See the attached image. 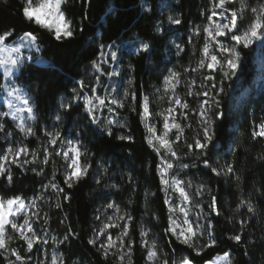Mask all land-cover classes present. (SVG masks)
Masks as SVG:
<instances>
[{
  "label": "trees",
  "instance_id": "1",
  "mask_svg": "<svg viewBox=\"0 0 264 264\" xmlns=\"http://www.w3.org/2000/svg\"><path fill=\"white\" fill-rule=\"evenodd\" d=\"M245 3L255 7L264 4V0H232L225 7L239 10ZM162 4L167 7L161 8ZM23 6L24 0H0V33L12 31L14 35L9 41L25 31H32L38 37L40 51L32 52L42 62L26 60L16 74L17 82L34 101L36 134L25 137L11 118H0L5 124V131L0 132V155L12 142L29 150L22 154V162H18L22 166L9 162L11 182L7 172L0 175V197L36 199L33 212L39 215L34 216L35 224L40 231L60 241L58 248L63 264H120L115 255L105 257L100 249V242L105 241L106 236L99 237L95 245L88 243L95 237L96 230L109 222V217L115 222L114 210L107 208L109 203L119 205L121 214L132 217L129 235L135 243L131 264H152L141 246L140 232L145 229L149 230V239L156 241L157 264H163L164 260L168 264H179L185 256L193 264H206L227 252L232 264H264V138L252 137V132L264 122V70L257 68L253 47L236 45L240 64L234 76L225 78L219 68L191 71L201 57L206 35L202 29L208 23L213 0H65L62 11L72 22L75 35L61 41L48 30L25 20ZM148 8L151 11H147ZM225 14L230 16V12ZM168 16L179 18L181 23H171ZM251 19V12L246 10L238 19V30H243ZM198 28L201 29L199 35L196 34ZM223 40L230 46L235 44L230 34ZM142 41L152 45L148 52L141 50ZM101 44L113 45V51L117 52L115 61L107 55L108 48H100ZM226 56L225 53L219 58ZM173 71L181 74L177 92L197 110L181 121L182 136L173 145L179 158L166 156L173 163L170 174L191 182V187L186 188L191 202L186 207L191 217L194 210L200 211L199 224L203 226L197 246L208 241V231L204 229H209L217 242L199 255L166 231L171 212L165 200L178 205L182 198L178 192L164 190L157 167L164 151L157 153L149 146L146 137L150 133L140 115L143 96H147L153 114L149 122L159 132L163 116L156 114L164 113L168 105L164 79ZM207 75H212L214 80L205 81ZM193 80L195 84L189 88ZM221 80L224 91L217 96L211 84L219 85ZM2 82L0 70V85ZM202 83H207L211 89L208 120L214 122L211 129L214 139L206 157L195 147L191 150L187 147L188 144L194 146L195 139L203 135L199 117L201 105L196 94L205 90ZM105 91L124 100V106H116L112 111L97 108L94 123L84 100L75 97H95ZM126 91L129 96L124 99ZM132 93L135 101L131 99ZM215 100L220 102L218 108ZM62 104H71V107L64 108ZM217 113L222 115L217 117ZM109 121L116 123L110 125ZM109 127L110 136L106 131ZM47 128L60 131V140L55 146L49 143ZM7 132L11 135H6ZM68 136L80 143L81 150L86 152L81 163L89 165L87 173L71 187L64 182L65 160L56 155ZM120 136L132 139L121 140ZM45 155L47 164L43 163ZM204 158L210 159L212 167L218 169L231 164L234 172L216 175L204 166ZM53 183L63 192L53 189ZM200 185H204L202 190ZM213 197L216 211L210 208ZM242 201L247 203L242 204ZM248 203L254 212L248 211ZM241 221H244L243 227ZM118 223L123 225L124 221ZM237 233L241 234L239 243L229 239ZM7 234L11 237L9 249L19 252L25 264L37 260L40 248L27 251L25 241L10 226ZM107 234L117 240L120 228H109ZM124 251L127 252V248ZM5 256L15 260L10 253H4L0 255V264H8ZM124 264H129L127 257Z\"/></svg>",
  "mask_w": 264,
  "mask_h": 264
},
{
  "label": "snow or ice",
  "instance_id": "2",
  "mask_svg": "<svg viewBox=\"0 0 264 264\" xmlns=\"http://www.w3.org/2000/svg\"><path fill=\"white\" fill-rule=\"evenodd\" d=\"M90 2V0H89ZM65 3V0H24V6L22 8V14L30 23H34L38 25L42 29H46L49 32L53 33L54 38L57 41H61L63 39H69L74 37L75 32L73 31L72 22L68 20L62 11V5ZM232 0H213V8L211 10L210 15L207 16L208 23L203 26V33H205V39L202 48L200 49L201 57L197 61L196 67L192 68L191 71H199L200 69L207 68L215 71L217 68L223 73V76L229 77L234 76L236 74V69L240 64V51H238L236 45H242L244 48H249L255 42L259 41L264 47V4H260L255 7H249L246 3L241 5L239 10L235 8H227L225 7L227 4H231ZM161 8L167 7V5L162 4ZM216 9H220V12H217ZM147 11H151V8L146 9ZM250 11L252 14V19L246 25L243 30H238L237 20L240 16L243 15L245 11ZM230 12V16H224V13ZM215 18H223L226 19L227 23L220 22V19ZM168 20L173 24H180L181 21L179 18H174L172 16H168ZM159 31V28L157 29ZM201 29L196 30V34H200ZM230 34L231 41H234L235 44L229 46L225 44L222 40L218 39L219 37H225ZM14 33L12 31H5L0 33V68L3 69V75L5 78L9 79V83L0 85V89H2L5 93V100L7 111L0 112V117H10L13 121H17L16 127L27 135H32L33 129L28 126L27 120L35 119V110L34 105L31 103L30 97L21 89L19 86H16L14 82H12L11 78L15 76L16 71L20 69V67L25 63V61L36 60L38 62H42L38 56L34 57L32 55L24 56L22 53V49L35 50L36 53L40 51V45L38 37L32 31H25L22 35L16 37L14 40L9 42L10 38H12ZM113 45H100L101 49L108 48L109 51L107 53L108 56L111 57L113 61L117 59V52L111 51ZM152 47L148 42H141L140 48L144 52H148ZM179 50H183L177 45ZM227 54L224 59H220L219 57L222 54ZM102 55L104 53L102 52ZM93 65H96V62L93 61ZM225 67L227 70H225ZM187 71V70H186ZM111 75H116V73H112ZM205 81H213L214 77L212 75H207L204 77ZM181 82V74L178 72H170L168 76L164 79V91L167 94L169 90L172 91L173 95L169 101L171 105L179 106L180 108H188V104L186 101H182L181 98L175 95V87ZM195 84L193 80L189 86L191 88L192 85ZM223 80L220 81L219 85L216 83L211 84V89L218 96L220 93L224 91L223 89ZM83 86V85H82ZM201 87H204V84H201ZM189 95H192V92L189 91ZM197 95H201L204 97H209L210 93L208 90L203 92L196 93ZM129 93L126 91L124 93V99H127ZM83 99L84 105L92 117L93 122H96V116L94 112L97 107H102L106 105V98H101L99 96L89 97V96H79L77 95L75 99ZM131 99L135 101L136 96L134 93L131 94ZM109 104H115L117 107L124 106V100L122 99H110L107 100ZM149 98L147 96H143L142 102V112L141 120L145 122V127L147 131L150 133L149 137H146L147 143L149 146L153 147L154 150L159 153L161 148L166 149L167 154L172 158L178 159L176 150H174L173 145L179 141L180 133L183 132L182 126L175 121V118L172 116V113L176 111V108L169 107L165 110L164 113H157L156 115L163 116V131L162 134L157 135L156 126L149 122L150 117L153 115L149 109ZM216 107H219V100L214 101ZM208 104V100H204L202 102L203 105ZM61 107L70 108L71 104H62ZM111 110V109H110ZM135 110V108H133ZM207 109H203L200 113L201 117L205 116ZM25 113H27V118L25 117ZM186 118V114L182 113ZM222 115L221 113H217V117ZM57 119H60L58 116ZM116 123V121H109V124ZM214 122L208 119H202L201 125L203 129L202 138L198 136L195 139L194 146L193 144H188L187 147L191 150L193 147L199 150L202 156H207L209 145L212 144L214 139V133L212 132V126ZM258 130H254L252 132L253 139L257 137L264 138V122L259 124ZM172 129L177 130V135L174 140H169L168 135L172 131ZM5 131V124L0 122V132ZM107 134L110 136L112 134L111 128L106 129ZM6 135H11V132H7ZM46 135L50 137L49 143L53 146L57 144V141L60 140V132H47ZM121 140L128 139L131 140V136H120L118 137ZM64 143V142H62ZM29 150L26 146H20L19 148L12 149L9 148L6 153L0 155V175H3L7 172V178L9 182H11L12 176L9 169L5 167L6 164L13 163L17 164V166H22L18 164V159L22 153H27ZM47 153V149H45ZM56 155H61L65 160V183L68 187L72 186V183L76 180H79L83 175L87 173L89 165L82 164L81 158L86 155V152L81 150V145L78 141L67 140L64 143V147L56 152ZM11 157V160H10ZM27 163V161H25ZM43 163H48V156L45 155ZM203 164L205 167L210 168L213 173L216 175H220L221 173L228 175L234 172V168L231 164L227 165L225 168H216L212 167L211 161L208 158L203 159ZM158 172L160 173V182L164 185V190L168 191L171 189L174 192H178L180 197L182 198V202L184 204H188L191 202L190 194L186 191L187 187H191V182H185L176 178L175 176L170 175V170L173 168V163L161 156V164L157 166ZM51 187L55 189L57 192H63L62 188H59L56 184H51ZM199 188L202 190L204 185H200ZM43 197H41L42 199ZM68 197H65L67 199ZM165 203L169 205V211L175 212L176 208L171 205L169 199L165 200ZM242 204L247 202L242 201ZM59 205H57L58 207ZM35 201L33 200L32 204L29 205L25 202L23 198L20 196H14L11 198H0V255L4 253H10V256L15 257V260H11L8 256H5V259L8 260V264H25V258L19 254L15 249H9V241L11 237L7 234V228L10 226L11 230L15 233L19 234V237L23 239L27 245V251L31 252L34 244L37 243H47V240L41 239L40 236L36 234L31 222V218L28 213L31 212L33 208H35ZM248 211L254 212V208L250 203L247 204ZM107 208L114 210L115 222L113 221V217H109L107 223L103 225L102 228H99L95 232V237L88 241L89 244L95 245L99 237L106 236L105 241L100 242V249L103 251L105 257L109 254L115 255L120 264H124L126 257L129 260V264H131V250L132 245L135 243L131 240L129 235V222L132 220V217L128 214H121L119 205L115 203H109ZM210 208L213 211H216V199L213 197L212 204ZM180 212L183 214L182 226L177 223L172 216H169V227L166 231L171 232L176 238L182 243L187 245L189 248H192L197 255H199L204 248L213 247L216 245V239L212 236V233L209 229H204V231H208V241L207 243L197 246V240L203 235L202 225L197 223L195 227L193 226V222L189 219L188 212L189 209L181 206L179 208ZM38 212H32V216L38 217ZM217 215L219 213L217 212ZM22 218V222H18ZM118 221H124L123 225L118 223ZM244 221H241V227H243ZM109 228H120V234L117 237V240H113L111 234H107V229ZM210 228V226H209ZM179 229V230H178ZM141 236V246L146 249L147 259L152 262V264H157L159 250L157 248V244L155 240L149 239V230L145 229L140 232ZM127 238V239H126ZM65 239H68L65 236ZM232 241L239 243L241 241V234L237 233L231 235L229 237ZM118 241V242H117ZM127 248V252L124 249ZM115 249V251H112ZM59 257H52V264H57ZM60 264H63L60 261ZM163 264H168L167 260L163 261ZM179 264H193V261L189 259L187 256L183 257ZM212 264H232V260L228 253H225L219 260L213 261Z\"/></svg>",
  "mask_w": 264,
  "mask_h": 264
},
{
  "label": "rangeland",
  "instance_id": "3",
  "mask_svg": "<svg viewBox=\"0 0 264 264\" xmlns=\"http://www.w3.org/2000/svg\"><path fill=\"white\" fill-rule=\"evenodd\" d=\"M164 5H165V4H164ZM216 11H217V12H220L221 10H220V9H216ZM224 16H226L225 13H224ZM214 19H220V22H222V23H227V22H228L226 19H223L222 17H221V18H215V17H214ZM237 26H238V20H237ZM19 36H20V35H19ZM17 37H18V36H17ZM15 38H16V37H15ZM15 38H14V39H15ZM223 38H224V37H219L218 39L222 40L225 44H227V42H225V41L223 40ZM14 39H13V40H14ZM9 42H11V41H9ZM227 45H228V44H227ZM229 46H230V45H229ZM250 47H253V48L255 49V51H256V65H257L258 70H259V71H263V70H264V47H262V45H261V43H260L259 41L255 42V43H254L253 45H251ZM32 51H34V49L31 50V51H30L29 49H27V48L22 49V53H23V55H24L25 57L28 56V55H32V56H33L34 54H33ZM111 51H113V47H112V50H111ZM35 61H36V60H35ZM37 62H38V61H37ZM0 70H1V72H2V74H3V69L0 68ZM19 71H20V69H19L18 71H16L15 76L12 77L11 80H12V82H14V84H15L16 86H19L21 89H23L24 92L30 97L31 103L34 105V110H35V104H34V101H33L32 97L30 96V94L28 93V91L26 90V88H25L22 84H19V83L17 82V80H16V74H17ZM6 83H9V79H8V78H5L4 75H3V82H2V85H3V84H6ZM204 87H205V90H208V91H209V93L211 92V89L208 88L209 86H208L207 83L204 84ZM205 90H204V91H205ZM108 92H109V91H105V93H103V95H97V96H99V97H101V98H106V105H105V106H102V107H97V108H99V110H100V109H107L108 111H112V110H114L115 107L117 106V105H115V104H109V103H107V100L114 99V98L117 99V98L115 97L114 93H112V92L108 93ZM166 95H167V97H168V105H167L166 109H168L169 107H173V106H174V105H171V104L169 103V101H170V99H171L173 93H172L171 90H169V92H168ZM175 95L179 96V97L181 98L182 101H186V102H187V100H186L185 98H183V97L177 92V86L175 87ZM210 95H211V93H210ZM210 95H209V97H204V96H200V95H198V101L200 102V105H202V102H203L204 100H208V104L203 105V109H207V111H206V113H205V116H204V117H201V115L199 114V117H200L201 120H202V119H208V116H209V115H208V111H209V108H210V106H211ZM187 104H188V102H187ZM174 107L176 108V111L172 113V116L175 118V121H176L177 123H179L180 125H181V121H182V119H185V117H184L183 115H181L182 113L186 114V118H188L190 114H194V113H196V110H197V108H196L195 106L192 107L190 104H188V108H180L179 106H174ZM97 108H96V109H97ZM110 109H111V110H110ZM203 109H202V107H201V111H202ZM7 110H8V109H7V106H6L5 93H4V91L1 89V90H0V112H2V111H7ZM201 111H200V113H201ZM25 117L27 118V113H25ZM0 118L2 119V118H4V117H0ZM9 118H10V117H9ZM26 122H27L28 126L32 127V129H33V133H34V134H32V135H27V136H26L24 133H22V132H21V133H22L25 137H31V136H33V135L36 134V132H35V124H36V122H37V112H36V110H35V119H34V120H27V119H26ZM14 123H15V125H16L18 122H17V121H14ZM46 131H47V132H56V131L60 132V131H59L58 129H56V128H49V129L47 128ZM162 131H163V122H162V126H161L159 132L157 133V135L162 134ZM176 135H177V130H176V129H172V131H171V132L169 133V135H168L169 140H174L175 137H176ZM181 136H182V133H180V138H181ZM67 140H73V141H76V139L73 138L72 136H68V137L64 138V140H63L62 142L66 143ZM179 140H180V139H179ZM64 143H62V148L64 147ZM79 144H80V143H79ZM19 147H20V146H18L16 143H13V142H12V143L7 147V149H6L4 152L1 153V155H3L4 153H6V151H7L9 148L16 149V148H19ZM160 150H163V151H164V157H165V158H167L166 156H169V155L167 154L166 149L161 148ZM22 154H23V153H22ZM22 154L20 155V157H19V159H18V162H22V160H21V159H22ZM10 160H11V157H10ZM8 164H9V163H8ZM8 164L5 165L6 168L8 167ZM170 175H171V174H170ZM171 176H172V175H171ZM0 198H3V197H0ZM21 198H22V197H21ZM4 199H5V198H4ZM23 199H24L25 202H26L27 204H29V205H31L32 202H33V200H34V201H35V205H36V202H37V201H36V199H34V198H31V199H25V198H23ZM171 205H172L173 207L176 208V211H175V212H171V216L173 217V219H175V220L177 221V223H179V224L182 225V221H183L184 217H183V214L180 212L179 208H180L181 206L186 207V204H184V203L181 201L178 205H175V204H173V203L171 202ZM186 208H187V207H186ZM33 209H34V208H33ZM33 209L31 210V212L28 213L29 217L31 218L32 226H33L34 230L36 231V234H37L38 236L41 237L42 241H43V240H47V243H42V242H41V243L34 244L33 248H40L39 256H38V258H37L36 261H34L33 263H30V264H52V257H53V256H57V257H59V259H58V261H57V264H60V261L63 262V259H62V253H61V251H60L59 248H58V247H59V244H60V243H59L60 241H58L57 238H54L53 235L50 236V235H48L47 233H44V232H42V231L39 230V228H38L37 225L35 224L34 216H32ZM192 214H193V217H191V216L189 215V212H188L189 219L193 222V226L195 227V225H196L197 223H200V220H201V213H200V211H198V210H194ZM18 222H22V218H20V220H19ZM182 226H184V225H182ZM184 227H186V226H184ZM178 230H179V229H178ZM227 253L230 255L229 252H227ZM223 255H224V254L216 256L215 258H213L211 261L207 262L206 264H212L213 261L219 260V258L222 257ZM27 260L30 261V258H28Z\"/></svg>",
  "mask_w": 264,
  "mask_h": 264
}]
</instances>
